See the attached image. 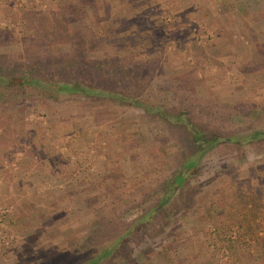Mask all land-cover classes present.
I'll return each instance as SVG.
<instances>
[{
  "label": "rangeland",
  "instance_id": "rangeland-1",
  "mask_svg": "<svg viewBox=\"0 0 264 264\" xmlns=\"http://www.w3.org/2000/svg\"><path fill=\"white\" fill-rule=\"evenodd\" d=\"M53 17L54 35L41 27ZM74 49L87 70L114 61L106 73L135 93L185 90L212 130L264 129V0H0V61L35 68ZM16 90L0 98V264H76L80 237L155 201L183 150L137 105ZM190 186L172 218L138 228L151 247L131 264H264V139L220 144ZM241 210L252 231L230 222Z\"/></svg>",
  "mask_w": 264,
  "mask_h": 264
},
{
  "label": "trees",
  "instance_id": "trees-1",
  "mask_svg": "<svg viewBox=\"0 0 264 264\" xmlns=\"http://www.w3.org/2000/svg\"><path fill=\"white\" fill-rule=\"evenodd\" d=\"M58 20L54 17L53 19L45 18L41 27L47 34L54 35L58 27ZM59 27L66 26L62 24ZM68 28L66 27V30ZM53 54L46 56L42 64L35 68L25 67L26 62L22 59L9 62L0 61V98L14 93L18 89L22 92H28V90L30 92L49 91L52 97L62 94L82 95L89 99L103 100L105 104L109 100L134 104L142 108L141 116L143 118L140 117L142 120L156 119L164 126L175 128L172 136L178 144V149L183 150L177 157L179 159L177 167L158 186L157 189L160 190V193L155 201L143 206L141 211L127 224L116 223L113 225L110 223L111 221L108 222V219L102 216L94 230L80 237L82 239L78 242V249H76L79 252L76 264H106L112 262L118 251L126 255V258L123 259L127 260L126 263L138 262L148 247H151V245L145 246L142 241L141 243L137 241L139 238L138 228L159 218V213L163 209L166 210L163 219L166 221L165 217L172 218L170 213L174 211V208L170 204L174 202L171 201V196L175 192L181 194L186 189L191 190V179L201 171L206 157L215 151L217 146L222 143L243 146L264 139V129L261 128H254L245 133L234 130L223 134L203 126L190 108L193 99H191V95L185 94V90L162 88L155 84L150 86L146 92L144 90L135 93L134 90H127L128 83L126 84V81L117 79L115 73H106L114 68L112 60L97 58L88 60L91 70H87L89 65L85 64L86 59L78 50ZM103 66H107L108 69L104 67L103 74H100L99 71ZM84 70L89 77L85 75ZM31 89L33 90L31 91ZM179 94H185V97L180 99ZM257 198L260 201L262 199V197ZM260 210L261 208H259V213ZM262 212L264 213V211ZM241 214H243L242 210L231 216L230 222L235 219L232 224L236 227H241L250 218L247 215L244 218L240 217ZM245 225L249 230H253L249 221ZM232 236V233L228 235L230 242ZM260 240L264 244V235L260 236ZM60 260L59 257H56L55 262H51L60 264Z\"/></svg>",
  "mask_w": 264,
  "mask_h": 264
}]
</instances>
